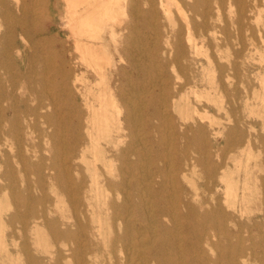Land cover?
<instances>
[{
  "label": "bare ground",
  "instance_id": "bare-ground-1",
  "mask_svg": "<svg viewBox=\"0 0 264 264\" xmlns=\"http://www.w3.org/2000/svg\"><path fill=\"white\" fill-rule=\"evenodd\" d=\"M263 4L0 0V179L8 180L0 193L15 199V206L0 199V264L11 256L7 229L28 202L14 193L17 176L32 168L39 208L23 224L40 230L36 264H231L229 225L234 214H250L264 190L257 170L264 159L252 156L260 139L246 120L235 117L231 128L211 113L226 109L217 96L231 70L239 76L238 62L216 64L218 35L230 29L216 21L227 9L242 38L262 22L264 45ZM260 63V87L233 98L245 99L246 109L251 98L264 105V57ZM176 67L183 82L171 73ZM255 109L248 115L264 121ZM222 143L236 149L232 174L231 156L212 152ZM42 148L51 156L37 154ZM263 226L264 211L253 223Z\"/></svg>",
  "mask_w": 264,
  "mask_h": 264
},
{
  "label": "rangeland",
  "instance_id": "rangeland-1",
  "mask_svg": "<svg viewBox=\"0 0 264 264\" xmlns=\"http://www.w3.org/2000/svg\"><path fill=\"white\" fill-rule=\"evenodd\" d=\"M262 20L264 22V4L262 6ZM236 10V7L233 9ZM225 13V14H224ZM174 18L177 21V24H181L180 18L177 13L174 12ZM220 19L216 21V24L220 27H224L228 25L230 27L229 32L227 34H219L218 43L221 46L220 50L215 53L216 55V64L217 65H226L234 62H238L239 64V76L236 78V72L231 70V84L225 88L221 89L220 94L217 96V101L222 102L224 108L223 110H218L217 108H213L211 113L216 119L217 122L228 124V127H234L235 125V117H240L246 120V123L251 125V129L245 125H239V129L242 132L247 133V131L252 132L254 138L260 139V141H256L255 145L252 148V156L256 158L259 164L262 163L264 159V126H263V118L254 116V114L248 115L249 111H252L254 107V111H256V107L258 112H264V105L260 99H249L248 106L246 109L245 99H233L236 92L240 96L249 95L253 96V91L255 88L260 87V80L256 79V73L261 68L260 60L264 57V45L262 43V39L258 34V25L262 24V22H253L252 27L255 30L247 33L245 37H240L237 34V31L232 26V21L229 18L228 10L222 9L220 12ZM192 22L200 23L199 18L192 19ZM245 38V39H244ZM243 39V41L241 40ZM260 44V45H259ZM245 49V53L242 51ZM213 49H203L204 53L212 54ZM224 53V54H222ZM228 57V58H227ZM199 61L205 62V57L199 56L197 57ZM238 58V59H237ZM218 61V62H217ZM244 62V64H243ZM244 65V66H242ZM201 78V68L196 70ZM250 72L251 78L245 79V73ZM172 75L180 76L182 81H184V74L182 73L179 67H176L175 70H172ZM199 78V79H200ZM204 79V78H203ZM238 80V81H237ZM202 82V81H201ZM203 84V83H201ZM205 84V81H204ZM258 85V86H257ZM229 96V97H228ZM190 101H194V95H190ZM229 99V100H228ZM203 106H210L212 104L209 103L208 99H201ZM208 102V103H207ZM221 104V103H220ZM251 109V110H250ZM218 111V112H217ZM235 112V114H234ZM254 113V112H253ZM175 117H180L178 113L174 114ZM218 115V116H217ZM231 120V122L229 121ZM253 129V130H252ZM246 130V131H245ZM255 130V131H254ZM260 130V132L258 131ZM224 133H228V128L224 130ZM233 149L230 150L229 149ZM224 147V144H220L217 149H212L214 155L219 154L221 159H227L231 156V160H227V164L230 167L231 174L234 171V154L236 149L233 146ZM232 147V148H231ZM260 149V150H259ZM39 151L40 155H44L45 157H50L51 154L45 152V149H41ZM229 153V154H228ZM64 154V153H61ZM242 159H245L244 156H240ZM216 159V157H214ZM258 174L264 177V166H260L258 169ZM8 183V180L5 177L0 179V188H4ZM15 192L21 193L22 196L28 201L23 207L19 209V215L22 217L21 220L16 221V223L7 229V249L10 253V260L8 264H36L34 263L41 256V249L39 245V235L40 230H32L31 228L25 229L23 220L27 218L30 220L28 215L30 210H38V198L40 197V191L38 189L39 180L37 172L34 168H32L26 175L23 177L17 176L16 184H15ZM51 193V192H50ZM31 194V195H30ZM257 197L254 199L252 203H249L248 206L252 210L249 214H245L243 218H239L238 214H234L235 222L231 221L229 228L231 229V239L229 240V244H231V264H264V244H263V236H264V226L261 230H256L253 227L254 220L258 217L262 216V211H264V204L262 203V197L264 195V190H261V195L256 194ZM0 199L3 204H9L15 206V199L12 192L9 193L7 191L6 195L0 193ZM15 209H11L6 218H10ZM231 214L233 212L231 211ZM238 223V225L236 224ZM48 234V233H47ZM14 237V238H12ZM51 236L48 234L49 243L51 246H59V244L53 245ZM250 239V240H249ZM227 242V241H224ZM245 242V243H244ZM18 243V244H17ZM244 243V244H243ZM255 243V244H254ZM244 245V246H243ZM55 247V248H56ZM253 247V248H252ZM54 248V247H52ZM49 247L50 250H53ZM251 249V250H250ZM256 256V257H255ZM247 257V260L246 258Z\"/></svg>",
  "mask_w": 264,
  "mask_h": 264
}]
</instances>
